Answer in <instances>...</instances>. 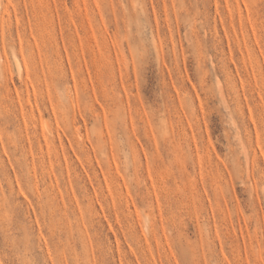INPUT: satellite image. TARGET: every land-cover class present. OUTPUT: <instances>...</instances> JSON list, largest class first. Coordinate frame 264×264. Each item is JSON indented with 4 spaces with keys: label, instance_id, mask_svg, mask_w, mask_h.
<instances>
[{
    "label": "rangeland",
    "instance_id": "obj_1",
    "mask_svg": "<svg viewBox=\"0 0 264 264\" xmlns=\"http://www.w3.org/2000/svg\"><path fill=\"white\" fill-rule=\"evenodd\" d=\"M0 264H264V0H0Z\"/></svg>",
    "mask_w": 264,
    "mask_h": 264
},
{
    "label": "bare ground",
    "instance_id": "obj_2",
    "mask_svg": "<svg viewBox=\"0 0 264 264\" xmlns=\"http://www.w3.org/2000/svg\"><path fill=\"white\" fill-rule=\"evenodd\" d=\"M20 67V66H19ZM47 145V144H46ZM49 148V147H48Z\"/></svg>",
    "mask_w": 264,
    "mask_h": 264
}]
</instances>
